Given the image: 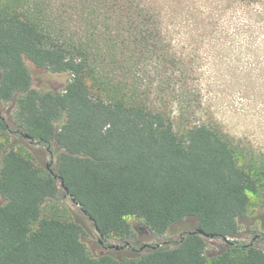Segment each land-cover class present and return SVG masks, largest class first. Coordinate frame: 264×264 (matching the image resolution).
<instances>
[{"label": "trees", "instance_id": "16d2710c", "mask_svg": "<svg viewBox=\"0 0 264 264\" xmlns=\"http://www.w3.org/2000/svg\"><path fill=\"white\" fill-rule=\"evenodd\" d=\"M241 1L238 30L261 32L264 0ZM172 2L64 0L57 20L41 0H1L0 99L17 103L15 132L56 146L54 172L103 237L130 244L127 216L157 235L193 216L231 242L208 259L206 237L191 230L135 256L92 255L81 224L66 211L44 213L66 191L26 148L4 151L11 127L0 113V264H264L262 248L234 239L252 194L264 199V153L241 150L213 121L188 119L201 87L195 58L177 46L202 44L215 22L202 4ZM27 61L66 76L63 89H35ZM172 98L183 110L179 129Z\"/></svg>", "mask_w": 264, "mask_h": 264}, {"label": "rangeland", "instance_id": "374dc122", "mask_svg": "<svg viewBox=\"0 0 264 264\" xmlns=\"http://www.w3.org/2000/svg\"><path fill=\"white\" fill-rule=\"evenodd\" d=\"M6 1L9 3L12 0ZM170 1L173 3L172 0ZM233 1L234 4L230 7L229 0H184L186 7L204 5L211 12L210 18L215 22L214 32L202 44L194 45L187 41L184 43L186 49L177 46L178 51L190 52V56L195 58L197 73L194 83L201 87L200 106L191 109L186 115L193 122L198 120L215 122L235 140L241 150L243 146L256 156L264 153V22L259 29L262 30L261 32L250 33L251 30L250 36H242V32L238 30L242 20V1ZM34 2L35 0H27L29 4ZM41 2L44 5L41 8L45 9L49 19L58 20L64 17L63 8L60 6L64 0H41ZM261 6L262 4H255L256 8ZM186 15L189 16V13L187 12ZM179 36L181 38V34ZM27 64L35 89L39 91L63 89L66 76L50 74L30 61H27ZM167 101H169V111L174 117L175 127L179 129L184 121L180 117L183 110L175 98ZM16 104L15 100L4 102L0 99V113L11 127L8 138H1L5 146L4 151L22 146L29 151L37 166L49 171L47 169L49 164L50 168L54 169L55 145L47 147L37 144L15 132L13 120ZM252 198L253 205L247 216L239 220V234L234 239L252 243L264 250V199H258L257 194H252ZM4 202L5 199L0 195V204ZM46 204L45 214L50 209H58L57 211L61 213L66 211L67 215L82 225L84 229L82 240L90 253L95 256L104 252L118 258L135 256L146 250L147 247L140 249L144 244L177 243L183 233L195 230L198 225L197 218L190 216L170 226L164 234L157 235L141 219L127 216L135 231L134 240L132 239L130 246L114 249L108 246L123 245V243L114 237H101L93 221L78 206L73 205L68 196L62 194L59 199L48 200ZM206 239L205 255L210 259L223 248L225 241L220 238L206 237Z\"/></svg>", "mask_w": 264, "mask_h": 264}, {"label": "water", "instance_id": "95a60500", "mask_svg": "<svg viewBox=\"0 0 264 264\" xmlns=\"http://www.w3.org/2000/svg\"><path fill=\"white\" fill-rule=\"evenodd\" d=\"M25 137H26V138H29V135H28V134H25ZM31 141H32V142H35V140H33V139H32ZM47 169L49 170L50 173L53 174L54 178H56V179H60V185L63 186V187H64V190L66 191L65 195H66V196H69L70 199H71V201H72L73 203H75L76 205H79L78 202L76 201V199L72 196V194H69V192H68V188L64 186V181H63V179H62L60 176H58V174L55 173L53 169L50 168L49 164L47 165ZM81 211H82L84 214H86V210L82 209ZM89 219H90L91 221H94L92 217H89ZM94 226H95L96 231L99 233V235H100L101 237H103V234L100 233L99 228L97 227V225H96L95 223H94ZM191 232H196V233H199V234H201V235H203V236H205V237H210V238H213V237L215 236L213 233H206V232H204L201 228H198V227H197L195 230L191 231ZM182 237H183V236H182ZM223 239H224L225 241H227V242H231V240H230L227 236H224ZM100 241L102 242V240H100ZM124 246H127V244H125V245H113V244H111V245L108 246V248L120 249V248H123ZM147 246H150V245L144 244V245H142V246L140 247V249H143V248H145V247H147ZM156 246H160V244H157V245H155L154 247H156Z\"/></svg>", "mask_w": 264, "mask_h": 264}, {"label": "flooded vegetation", "instance_id": "af4514ba", "mask_svg": "<svg viewBox=\"0 0 264 264\" xmlns=\"http://www.w3.org/2000/svg\"><path fill=\"white\" fill-rule=\"evenodd\" d=\"M139 228L142 229V227H139ZM133 240H134V237H133ZM133 240H130V242H133ZM127 246H130V244H128Z\"/></svg>", "mask_w": 264, "mask_h": 264}]
</instances>
